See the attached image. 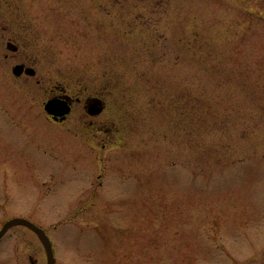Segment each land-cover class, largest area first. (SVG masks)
Here are the masks:
<instances>
[{
    "label": "rangeland",
    "instance_id": "rangeland-1",
    "mask_svg": "<svg viewBox=\"0 0 264 264\" xmlns=\"http://www.w3.org/2000/svg\"><path fill=\"white\" fill-rule=\"evenodd\" d=\"M260 6L0 0V230L33 221L56 264H264ZM62 91L103 113L53 123ZM0 264H47L44 245L14 226Z\"/></svg>",
    "mask_w": 264,
    "mask_h": 264
},
{
    "label": "water",
    "instance_id": "water-1",
    "mask_svg": "<svg viewBox=\"0 0 264 264\" xmlns=\"http://www.w3.org/2000/svg\"><path fill=\"white\" fill-rule=\"evenodd\" d=\"M66 105L67 103L59 102L58 100H50L46 104V110L57 119L58 116L61 115L64 117L69 112L70 107ZM102 110L103 107L101 106L100 101L94 102L90 107V112L92 114H99ZM18 225H24L33 230L38 235L45 247L48 264H55L56 259L54 256L53 245L50 238L46 234L45 230L28 219L16 217L7 221L4 224L3 228L0 230V239L7 233L10 228Z\"/></svg>",
    "mask_w": 264,
    "mask_h": 264
},
{
    "label": "flooded vegetation",
    "instance_id": "flooded-vegetation-1",
    "mask_svg": "<svg viewBox=\"0 0 264 264\" xmlns=\"http://www.w3.org/2000/svg\"><path fill=\"white\" fill-rule=\"evenodd\" d=\"M243 1H247V2H248V1H253L254 3H257L258 5L261 4L260 8H264V0H243ZM259 12H261V11H259ZM261 13H263V12H261ZM27 70H29L28 66H25V65H24V72H23V74L26 73ZM28 75H30V74H28ZM30 76H31V75H30ZM18 77H19V76H18ZM27 77H28V76H27ZM59 95H61V92L54 94L53 97H54V96H59ZM66 96H68V98H69V100H70L71 107H72V111H73V109H74L76 103H78V104L80 103L83 112H84V113H87V114L90 116V114H89V112H88V105H89V102H90L89 100L95 98L96 96L88 95V96H86V97L84 98V100L82 99V97H84V96H81L80 94H76V95H73V94H67ZM98 98H99V97H98ZM48 118H49L53 123H63V122H64V121H61V120H55L52 116H49V115H48ZM96 119H97V116H96V117H94V116H90V117H89V120H90L89 123L92 124L93 121L96 120ZM66 120H67V119H66ZM110 134H112V133H110ZM109 139H110V136H107V135H106V138H105L104 140H105L106 142H108ZM103 147L106 148V145L103 144Z\"/></svg>",
    "mask_w": 264,
    "mask_h": 264
}]
</instances>
